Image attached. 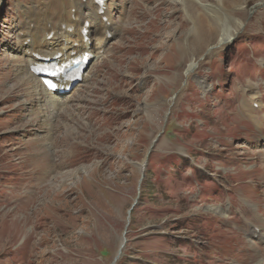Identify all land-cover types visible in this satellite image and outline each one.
<instances>
[{
    "label": "rangeland",
    "instance_id": "374dc122",
    "mask_svg": "<svg viewBox=\"0 0 264 264\" xmlns=\"http://www.w3.org/2000/svg\"><path fill=\"white\" fill-rule=\"evenodd\" d=\"M228 1L227 27L208 19L204 34L195 6L190 18L172 0H107L118 35L63 96L70 108L30 126L15 71L32 0H0V264H112L137 199L117 264H264V241L236 213L239 200L253 225L264 216V186L236 187L262 177L239 161L258 146L236 107L251 83L264 94V0ZM48 133L37 152L29 140ZM22 185L34 188L18 205Z\"/></svg>",
    "mask_w": 264,
    "mask_h": 264
},
{
    "label": "bare ground",
    "instance_id": "6f19581e",
    "mask_svg": "<svg viewBox=\"0 0 264 264\" xmlns=\"http://www.w3.org/2000/svg\"><path fill=\"white\" fill-rule=\"evenodd\" d=\"M172 1L175 3L180 2L182 4L181 6L186 7L184 0ZM211 3H207L203 0L192 1L193 6H195L194 12L197 14L193 17L192 21L195 22L197 20L195 26L202 29L204 34L212 32V27L208 19L227 27V22L224 17L230 16L228 13L229 10L233 11V7L236 6V3L233 4L228 0H217L214 4ZM107 6V1H105L103 7H98L95 0H32V5L27 6V9L24 11V22L19 30L20 42L17 49L22 60H17L19 68H17L15 72L25 81V85L30 89V94L34 97L32 98L31 96V100L20 104L18 108V110L25 109V112H28L27 116L30 120V126L39 119H42L44 124L50 122L53 115L52 109L64 112L70 108V106H67L69 104V99L48 92L42 85L40 79L31 72V66L39 64L36 62L35 56L40 55L41 57L53 59L55 56L61 54L64 58L69 59L72 53H76V56H79L84 55L83 53L85 52H89L94 55L95 59L96 56L105 52L110 41L115 38L119 32L113 22L111 13L107 10ZM193 6L191 8L186 7L190 18ZM237 6L239 7V5ZM102 10L105 11L104 15L101 13ZM209 11L212 13L211 15L208 14ZM218 29L221 33V37L227 34L223 28L218 27ZM85 30L88 31V34L84 36L83 32ZM91 35H94L93 39H91ZM51 37L52 39L49 40ZM230 39L231 37H225L224 44L218 49H223L229 44ZM208 53L207 51V54ZM94 59L90 62L88 67L91 66ZM62 62H65V59H63ZM194 65H197V63ZM85 81H87V79L84 77L82 83ZM3 83L0 84V90L4 89ZM67 85L70 84L68 83ZM78 87L79 86L76 85L75 88H72L70 93ZM255 90L260 92L262 90V84L257 85L251 83L250 86L247 87V90L244 89L241 91L243 94L241 96L242 102L238 105L239 110H237L236 107L237 115L240 116V119L242 117V122L247 123L251 129L255 130V140L249 142L255 143V145L258 146L256 154H241L240 156L243 160L241 161L240 159L239 161H247L248 163L254 162L253 170L244 171L245 174L253 173L246 178L253 179L258 172L261 173L262 176L258 177L256 180H252L254 183L237 184L236 187L240 186V188L247 191H255L257 185L264 186V150H259L261 144L264 143V94H258V92L255 94ZM248 93H251L250 97ZM28 99L30 98L28 97ZM230 114L231 113H229V117L232 116ZM249 114L254 115L256 119L248 116ZM51 137H53L52 133H48L47 135L36 134L29 141L35 145L38 152L41 146L46 145V140H50ZM86 171V168H81L77 172ZM11 192L16 193V189H13ZM262 199L264 201V196ZM262 199H260V201ZM15 202H19L18 205H22L28 203V200L23 201L22 198ZM245 202L246 204L244 205H240L239 200L237 203L240 210L236 213L241 217L242 226L248 228L246 229L247 234L250 233V235L258 240L264 241V216H258V226L253 225L256 223L257 219L249 216L251 203ZM228 203L233 207L231 210L237 209V206H234L230 199ZM217 209L224 211L225 207L222 206ZM233 215L235 216L234 218H238L237 215ZM232 219L231 217V220Z\"/></svg>",
    "mask_w": 264,
    "mask_h": 264
},
{
    "label": "water",
    "instance_id": "95a60500",
    "mask_svg": "<svg viewBox=\"0 0 264 264\" xmlns=\"http://www.w3.org/2000/svg\"><path fill=\"white\" fill-rule=\"evenodd\" d=\"M156 142H154L155 144ZM154 147V145L152 146V148ZM136 206V203L132 206V208L129 210L128 212V217H127V221H126V230L128 229L129 225H130V218H131V214H132V211L134 210ZM127 234V231L124 232V237L125 235ZM120 255H121V251H119L118 255L116 256L114 262L112 264H116V262L118 261V259L120 258Z\"/></svg>",
    "mask_w": 264,
    "mask_h": 264
},
{
    "label": "trees",
    "instance_id": "16d2710c",
    "mask_svg": "<svg viewBox=\"0 0 264 264\" xmlns=\"http://www.w3.org/2000/svg\"><path fill=\"white\" fill-rule=\"evenodd\" d=\"M188 168H190V167H189V166H186V167H185V169H188ZM190 169H191V168H190ZM191 170H194V169H191Z\"/></svg>",
    "mask_w": 264,
    "mask_h": 264
}]
</instances>
